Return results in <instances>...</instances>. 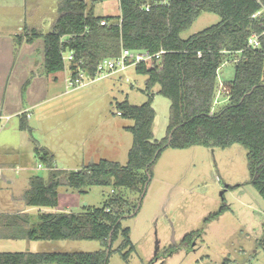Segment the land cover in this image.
Wrapping results in <instances>:
<instances>
[{"label": "trees", "instance_id": "obj_1", "mask_svg": "<svg viewBox=\"0 0 264 264\" xmlns=\"http://www.w3.org/2000/svg\"><path fill=\"white\" fill-rule=\"evenodd\" d=\"M119 3V16H95L85 0H59L53 30L44 34L33 28L26 32V41L44 38L46 74L64 71L63 54L68 52H73L68 65L72 71L81 68L94 74L98 61L119 56L122 49L151 53L165 50L161 68L156 62H142L135 65V71L147 77L146 91L159 85L158 92L170 99L167 135L162 140L154 138L152 94L141 105H132L127 100L120 102L117 106L121 116L134 121L125 127L133 135L126 164L101 159L76 171L57 169L53 152L36 146L34 151L48 169V177L30 179V187L24 193L26 205L56 209L62 186L80 194H86L93 186H110L113 193L127 189L141 195L152 166L167 147L224 149L234 144L247 150L250 183L264 200V0H119ZM258 11L260 15L254 18ZM203 13L216 14L220 21L183 39L181 34ZM102 20L107 24L102 25ZM254 33L260 36L259 48L247 45ZM235 53L239 57L235 60L234 77L227 83V103L211 114L218 72L228 56ZM19 126L22 130L29 129L23 119ZM117 199L111 194L102 206L86 205L81 212L44 211L32 226L28 214L20 216L26 219L25 236L30 240H99L103 250L0 252V264H108L109 239L113 245L120 235L123 241L118 250L127 260L134 245L129 228H122L121 220L130 213L116 209ZM136 207L137 204L134 211ZM226 210L224 204L205 222ZM201 232H197L199 236ZM191 235L184 236L185 244L191 243ZM173 252L174 248L167 256Z\"/></svg>", "mask_w": 264, "mask_h": 264}, {"label": "rangeland", "instance_id": "obj_2", "mask_svg": "<svg viewBox=\"0 0 264 264\" xmlns=\"http://www.w3.org/2000/svg\"><path fill=\"white\" fill-rule=\"evenodd\" d=\"M20 2L18 0L16 4L10 0L6 4L8 9L16 5L24 8L25 1L22 0V5ZM85 2L95 16L121 14L119 0ZM58 3L59 0H28L25 9L33 14L27 17V23L44 34L51 32L58 17ZM219 21L218 15L203 13L181 37L186 39ZM26 47L33 61L32 69L39 74L37 85L42 92L34 93L31 99L33 106L29 110L33 117L28 123L33 129L25 132L27 149L23 147L20 154L13 149H1L5 148L8 134H0V158L13 160L16 157H30L28 166L31 170H21L19 167L17 175L14 171L4 174L18 179L29 174L47 178L48 170L34 151L39 145L51 149L55 154V166L59 169L74 171L82 168V156L87 152L85 148L83 151L84 145L93 149L91 160L94 162L107 159L126 164L133 135L124 128L133 125L134 121L118 115L117 104L127 100L132 105H141L147 101L148 94L153 95L154 138L162 140L166 137L171 101L158 92L159 85L146 91L147 77L136 73L135 66L83 87L67 89L66 70L56 73L57 79L44 72V38L34 39ZM228 57L218 72L213 112L227 103V83L234 77L235 60L239 54ZM21 71L17 64L10 83ZM15 95L16 91L11 94L13 98ZM7 99L10 100L9 97ZM6 115L8 113L4 111L3 116ZM1 120L5 119H0V133L3 130ZM14 125H19L16 116L8 122L9 134L15 132L12 129ZM4 180L0 178V197L22 188L21 184L10 187ZM226 186L234 188H227L221 197ZM65 188H59L62 210L58 211L80 212L85 203L100 207L112 194L114 198H119L116 209L130 213L121 220V224L122 228L130 230L133 252L127 260L122 258L118 250L123 241L120 235L111 247L108 264H223L225 261V264H264V200L250 183L247 150L240 144L224 149L205 146L164 149L152 166L151 179L135 215L131 214L140 198L139 192L119 189L113 193L110 186H93L86 194L76 191L71 195V191H65ZM224 204L226 211L205 222ZM199 230H202L200 236L197 233ZM191 233V243L187 245L183 239ZM52 243L59 245L61 252H96L104 248L99 240ZM7 248L11 247H4ZM171 248H174V252L167 256Z\"/></svg>", "mask_w": 264, "mask_h": 264}, {"label": "crops", "instance_id": "obj_3", "mask_svg": "<svg viewBox=\"0 0 264 264\" xmlns=\"http://www.w3.org/2000/svg\"><path fill=\"white\" fill-rule=\"evenodd\" d=\"M8 1L10 0H0V8H5L0 9V116L2 119L9 117L8 121L6 119L4 121L1 120L3 130L0 134H8L7 143L4 144L5 148L1 149H13L14 152L20 154L22 153L23 147H25L24 150L27 149L25 141V132H27V130L20 129V121L23 119L30 130L31 126L28 121L33 117L32 114L29 118L21 114H24L26 111L30 112L29 109L33 106L31 99L34 97V93L42 92V89L37 85L39 74H36V70L32 69L33 61L30 56H28L26 50L28 42L26 41L25 34L27 31L36 28L27 23V17L31 16L33 12L25 9L28 5V0H24V8L16 5L13 9H8V5L6 4ZM14 3L17 4L18 0H14ZM20 5H22V0ZM23 23L24 25H22ZM17 64L20 65L22 71L16 74L13 82L10 83V77H12ZM51 75L54 76L53 78L57 79L56 73ZM15 91L16 95L13 98L11 94ZM7 97H9L10 100H8ZM35 105H38V103ZM4 111H6L8 115L3 116ZM15 116L19 118V125L12 126L15 132L12 131V134H9L8 131L10 128H7L8 122ZM14 128H16V130ZM81 146H83V144H81ZM39 147H41V145H39ZM84 148L87 152L82 156L81 161H83V166L94 162L91 160V152L93 149L89 146L86 148L84 145L83 151ZM100 148L102 147L100 146ZM49 150L51 151V149ZM28 162H30V157H26L25 159L16 157L13 160H4L0 158V178L5 179V183L10 185V187L22 185L20 190L9 191L7 195L0 197V252H61L62 250H58L59 245H54L56 243H52L58 241L30 240L25 236L27 231L25 225L26 219L20 217L21 215L28 214L30 216V226H32L37 221L39 213L62 210V208H60V194L59 205L53 210L29 207L26 205L24 193L30 187V179L36 175L29 174L28 176H24L23 179H18L4 174L5 172L14 171L17 175L20 168L21 170H31L28 166ZM43 167L45 166L43 165ZM55 167L59 169L57 166ZM46 170L48 169L46 168ZM65 191H71V193H69L71 195L76 192L68 188H65ZM9 246L11 248L4 249V247Z\"/></svg>", "mask_w": 264, "mask_h": 264}, {"label": "built area", "instance_id": "obj_4", "mask_svg": "<svg viewBox=\"0 0 264 264\" xmlns=\"http://www.w3.org/2000/svg\"><path fill=\"white\" fill-rule=\"evenodd\" d=\"M146 10H149V6L146 7ZM260 11L253 14V17H258L260 15ZM102 25L107 24L106 20L101 21ZM248 47L252 48H259L261 46V39L258 34H252L247 40ZM165 50H161L158 53H151L148 50H129V49H122L119 56L116 57H109L104 58L96 64L95 73L90 74L84 69L77 68L74 71H72L69 68V63L73 60V52H68L63 54V60L66 64L65 70L67 71V75L65 77L66 81V88L67 89H74L83 87L97 79H100L102 77L111 75L116 72H123L125 71L129 66H135L142 62H156L159 68L162 67V55L165 54ZM198 55L200 56L201 53L198 52ZM64 70V71H65ZM118 115L121 116V112L118 111ZM211 114H213V110L211 111ZM25 117L29 118L31 116V113L26 111L24 114ZM0 119L2 117L0 116ZM7 121L9 120V117L5 118Z\"/></svg>", "mask_w": 264, "mask_h": 264}, {"label": "water", "instance_id": "obj_5", "mask_svg": "<svg viewBox=\"0 0 264 264\" xmlns=\"http://www.w3.org/2000/svg\"><path fill=\"white\" fill-rule=\"evenodd\" d=\"M171 136H172V133H170L169 136H168V143H167V144L170 143ZM150 179H151V176L148 175V179H147V181H146V183H145V185H144L143 191H142V193H141V195H140V198H139V200H138L137 207H136L134 213L131 214V215H135V214L138 212V210L140 209V205H141V202H142V200H143V198H144V196H145V193H146V190H147V187H148V184H149ZM227 188H228V186H226V187H225V190H224L223 192H221V197H223L224 192L227 190ZM84 205H87V204L85 203ZM129 216H130V215H129ZM111 234H112V232H111ZM111 234H110V236H111ZM111 245H112V242H111V238H110V239H109V243H108V248H107V250H106L107 256L109 255Z\"/></svg>", "mask_w": 264, "mask_h": 264}, {"label": "flooded vegetation", "instance_id": "obj_6", "mask_svg": "<svg viewBox=\"0 0 264 264\" xmlns=\"http://www.w3.org/2000/svg\"><path fill=\"white\" fill-rule=\"evenodd\" d=\"M172 249V248H171ZM171 249H169V250H171ZM167 254H168V252H167Z\"/></svg>", "mask_w": 264, "mask_h": 264}]
</instances>
